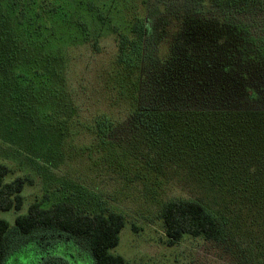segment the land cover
I'll return each mask as SVG.
<instances>
[{
  "label": "rangeland",
  "instance_id": "374dc122",
  "mask_svg": "<svg viewBox=\"0 0 264 264\" xmlns=\"http://www.w3.org/2000/svg\"><path fill=\"white\" fill-rule=\"evenodd\" d=\"M165 1L0 0V21H12L15 34L42 30L57 39L49 40L48 50L61 52L56 64L65 81L59 84L50 69L54 80L42 84L39 79L33 93L27 81L15 82V74L30 71L22 62L31 54L38 56L30 61L45 72V48L29 46L26 55L0 51V163L10 169L4 180L25 175L33 179L24 187L22 208L0 211V219L13 226L34 201L45 207L72 202L84 212L114 210L126 216L112 252L124 256L127 264H264L249 240L250 226L240 229L233 224L222 242L189 234L168 244L160 217L167 200L203 199L214 210L224 209L213 196L203 194L200 177H189L186 167L200 173L202 159L178 155L173 162L182 168L174 173L170 166L157 168L161 149L110 148L111 140L120 142L133 134L138 99L132 70L117 60L118 33L129 34L136 16L164 10ZM173 2L176 9L184 5V0ZM17 59L22 62L15 64ZM19 103L24 110L15 108ZM105 117L111 127L100 136L98 121ZM229 207L236 210L233 204ZM9 240L12 249L5 264H77L78 248L67 235L23 238L13 230ZM83 254L79 264H93L87 252Z\"/></svg>",
  "mask_w": 264,
  "mask_h": 264
},
{
  "label": "trees",
  "instance_id": "16d2710c",
  "mask_svg": "<svg viewBox=\"0 0 264 264\" xmlns=\"http://www.w3.org/2000/svg\"><path fill=\"white\" fill-rule=\"evenodd\" d=\"M173 1L166 0L164 10L146 18L136 16L129 34L118 33L117 60L132 70L138 99L133 134L120 142L111 140L110 148L161 149L157 168L170 166L174 173L182 168L173 162L178 155L202 159L200 173L183 167L189 177L201 178L203 194L224 209L214 210L203 199L167 200L160 217L168 244L189 234L222 242L233 224L250 226L249 240L264 258V0H184L179 9ZM12 25L0 21V51L26 55V48L33 46L45 48L47 56L45 72L30 61L38 55L15 60L30 66V71L15 74V82L27 81L34 93L39 79L42 84L54 80L51 69L63 85L56 64L61 52L48 50L49 40L57 39L42 30L17 35ZM14 106L25 108L22 103ZM110 125L107 117L98 121L100 136ZM8 173L9 167L0 163V211L20 210L24 187L33 179L25 175L5 182ZM126 223V216L114 210L88 213L72 202L45 207L34 201L13 226L0 219V264L12 249L13 230L23 238L41 233L69 236L78 248L77 264L83 252L93 264H127L124 256L112 252Z\"/></svg>",
  "mask_w": 264,
  "mask_h": 264
}]
</instances>
